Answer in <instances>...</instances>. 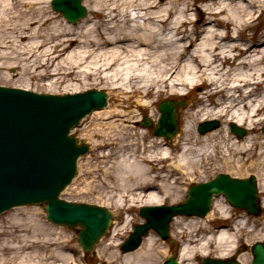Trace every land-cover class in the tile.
I'll list each match as a JSON object with an SVG mask.
<instances>
[{
	"label": "bare ground",
	"instance_id": "obj_1",
	"mask_svg": "<svg viewBox=\"0 0 264 264\" xmlns=\"http://www.w3.org/2000/svg\"><path fill=\"white\" fill-rule=\"evenodd\" d=\"M45 3L46 0H0V68L14 66L29 79L49 74L59 76L55 81L71 77L104 82L108 89L125 96H160L161 86L172 96L189 94V87L202 89L194 99L195 109L185 114L176 112L180 134L172 136L171 146L183 149L177 160L170 158L171 147L161 137H152L146 147L156 152L137 156V161L135 151H130L127 159L116 164L115 169L121 170L118 177L103 171L112 184L103 183L104 188L123 190L134 199L145 197L149 204L156 203L158 195L149 187L160 176L152 178L149 174L153 164L161 160H170L168 166L182 176L209 162L221 169L233 168V163L237 173L248 165V171L262 173L264 185V138L255 135L237 139L228 131V126L234 125L252 132L253 125L260 121L256 117L264 111V33L240 39L255 25V15L264 12V0H210L196 9H192L194 3H183L180 10L175 9L176 0H89L91 14L75 27L52 21ZM23 6L30 11L23 10ZM190 11L194 19L189 17ZM96 16L102 17L103 24L93 21ZM197 16L203 17L196 26ZM64 52L66 57L58 63V72H48L47 64ZM180 88L187 91L181 94ZM116 111V107L109 106L97 116L109 121L119 116ZM208 119H220L224 126L196 135L194 124ZM107 127L117 129L113 121ZM147 136L149 131L143 130V146ZM108 140L97 147L119 146V139ZM253 149L259 152L254 151L246 159L241 157ZM160 190L166 195L170 186L165 183ZM119 202L122 201L117 200L118 205ZM214 209L216 214L208 215L207 220L231 219L230 211L222 204L216 202ZM238 222L219 227L215 233L200 229L186 232L179 258L189 261L196 254L208 257L210 249L217 259L231 258L239 227L245 226L243 221ZM261 227L264 230V223ZM156 244L148 235L136 252L120 254L121 264H157ZM93 258H98L96 253ZM234 261L244 263L246 259L240 256ZM0 264H6L5 260Z\"/></svg>",
	"mask_w": 264,
	"mask_h": 264
},
{
	"label": "rangeland",
	"instance_id": "obj_2",
	"mask_svg": "<svg viewBox=\"0 0 264 264\" xmlns=\"http://www.w3.org/2000/svg\"><path fill=\"white\" fill-rule=\"evenodd\" d=\"M49 1L50 0H46L44 6L50 13L49 15L52 21L60 23L61 26L64 27H75V25L83 20H79L74 25L68 24L60 14L52 11ZM161 1L162 3H169L172 0ZM176 1H178V5L175 6V9L180 10L183 9V3H194L195 6L192 9H196L200 4L209 2L210 0ZM84 5L87 9V15L84 18L86 19L91 14L92 6L91 4L89 5V0H84ZM22 9L30 11L26 6H23ZM192 13L193 11L189 12V17L194 19V17L191 16ZM202 17L203 16H197V22H193V24L195 23L196 26L201 24ZM254 19L255 25L250 28L249 31L242 33L240 36L241 40H245L246 37L251 35L255 37L260 33H264V12L259 15L256 14ZM102 20L101 16H96L93 21L103 24ZM63 54V56L58 57L52 63L49 62L47 64L49 67L48 72H54L56 69L58 72V63L62 62L66 57L65 52ZM42 59L45 58L43 57ZM56 77L59 76H51L48 74L47 77L29 79L28 77L22 76L19 70L14 66L0 68V86L2 87L19 88L47 95H67L88 90H102L108 95V100L106 108L100 111L108 109L109 106L117 108L116 115L119 116H116L109 121H104L97 116V112L100 111H96L82 119L80 125L71 131L72 135L75 136L78 141H87L89 151L85 156L78 160L77 175L72 183L62 192L61 198L69 202L101 206L112 211L116 216V226L112 230L113 233L111 234V237L103 240L97 248L98 258L88 259L87 262L84 261L85 264H121V257L117 251L116 245L129 233L130 227L143 221L138 215V210L141 207L182 203L186 198V190L189 187L204 183L218 175L224 174H227L234 179H246L248 177L255 178L258 196L262 205L261 214L258 217L248 216L246 212L232 207L223 196H219L214 198L213 207L208 215L213 216L216 214L214 204L217 202L230 211V220H207L206 217L208 215L205 218L177 217L170 225V238L173 240V244L168 243V241H161L152 231H149L148 234L152 235L154 241H157V248H155V250L159 252V254H157V264H162L168 256H172L178 260L180 251L185 243L186 232L200 229V231L203 232L209 231V233H215L219 227L233 226V223H237L240 220V217L243 216L244 219H241L240 221H243L245 226L239 227L240 231L237 235L238 241L232 254L236 257V260L240 256L245 257L246 261L244 263L240 262L241 264H251L252 256L249 251L250 246L257 242L264 243V230L261 227L264 223V185L262 182V173L248 171V165L244 166L242 171L237 173L235 171L237 167H235L233 163L231 164V166H234L233 168L227 166L226 168L221 169L218 167L219 165L213 166L212 162H209L200 164L198 167L192 169V171H185V175L182 176L168 166L170 160L155 162L149 175L152 178L157 177V175L160 177H158L154 183H151L152 185H150L149 189H152L150 191L158 195V200L156 203L151 204L146 202L147 198L145 197L134 199V197L129 196V193L124 192L123 190H120V192H113L109 187L106 189L103 186V183L112 186L111 181L105 179L106 176L103 175V171H107L108 173H111V175L118 177L121 170L118 171L115 169L116 164L123 159H127V155L132 153L130 151H135L136 157L134 158H136L137 161L140 158L137 156L149 155L156 152V150L148 149L146 146L148 145L147 140L154 137L152 135V129L155 127L159 118L158 104L166 99L170 101H182L184 102V107L179 108L178 112L181 114L191 112L197 106L194 99L202 92L201 88L196 87L191 90L189 87V94L172 96L166 93V88L161 86L163 92L160 96L153 94L152 96L145 97L144 94L142 95L141 93L139 95L127 94L125 96V94H122L119 91H111L104 82H93L89 80L82 81L71 77H65L62 81H55L54 78ZM186 91L187 89H179L181 94ZM149 103L152 104V106L149 105ZM151 113L155 114V116H151ZM120 115L123 116V118ZM128 118L131 119L128 120ZM144 118L151 120V128L147 129L140 126V123ZM258 118H260L259 123L256 126L253 125L254 130H252V132L246 130V136L257 135L264 138V134L261 131V127L264 123V111L256 117V119ZM210 120L217 121L219 124V127L211 132L224 126V122L220 119H208L205 121ZM111 121H113L115 128H117L116 131L108 129L107 123H110ZM201 122L204 121L198 120L194 124L196 135H198L197 126ZM242 128L246 129L247 127ZM143 130L149 131V136L145 138L146 140L144 139V146L140 139ZM211 132H207L206 134ZM179 134L180 132L177 133L176 136ZM109 137H111V139H119V146L107 145L106 147H97L99 146V143H109ZM132 139H135V141H132ZM162 140L171 147L170 158H175L177 160L182 154L183 149H175L171 146L174 137L171 141H166L163 138ZM135 142H137L138 145H135ZM254 151L259 152L258 149H253L250 153L241 157L246 159L248 155L253 154ZM131 157H133V155H131ZM131 162H133L132 159ZM168 174L170 175L167 178L166 176ZM161 177L163 180H161ZM165 178L167 179V182L165 181ZM165 183L170 186V191H168V194L166 195L160 190V186ZM124 195H126V197H120ZM117 200H121L122 202H119L118 205ZM45 215L46 213L43 205H39L35 207L12 209L0 216V261L5 260L6 264H9L11 261H13L12 264H84L76 243V234L74 230L50 224L45 220ZM145 239H143L141 247ZM212 246L214 245L212 244ZM243 247L245 249H243ZM237 250L238 253H236ZM228 257L230 258V256ZM203 258L205 257L196 254L195 256H192L189 261L182 258H179L178 261L180 264H201V259ZM206 258H216L213 249H210V255Z\"/></svg>",
	"mask_w": 264,
	"mask_h": 264
},
{
	"label": "water",
	"instance_id": "obj_3",
	"mask_svg": "<svg viewBox=\"0 0 264 264\" xmlns=\"http://www.w3.org/2000/svg\"><path fill=\"white\" fill-rule=\"evenodd\" d=\"M83 0H51V8L70 24L86 16ZM103 91H87L73 95H41L14 88L0 87V214L15 207L45 204L46 220L60 227L76 230L77 243L83 254L92 253L99 240L107 233L114 215L102 207L74 204L59 199L61 192L77 173V160L88 152L70 131L93 111L106 107ZM182 102L159 103L160 116L153 135L170 141L177 134L176 112ZM142 127L150 128L144 119ZM219 127L217 121L198 125L203 135ZM230 131L241 139L243 129L230 126ZM264 133V125L262 128ZM223 195L227 201L248 214L258 216L256 182L253 178L235 180L220 175L190 187L184 203L176 206H152L140 209L144 224L134 228L121 250L131 252L141 243L148 230L155 231L162 240L168 239V226L173 217H205L214 196ZM251 264H264V244L250 248ZM227 260L203 259L202 264H239ZM164 264H177L169 258Z\"/></svg>",
	"mask_w": 264,
	"mask_h": 264
},
{
	"label": "flooded vegetation",
	"instance_id": "obj_4",
	"mask_svg": "<svg viewBox=\"0 0 264 264\" xmlns=\"http://www.w3.org/2000/svg\"><path fill=\"white\" fill-rule=\"evenodd\" d=\"M88 259H86V261H87Z\"/></svg>",
	"mask_w": 264,
	"mask_h": 264
}]
</instances>
